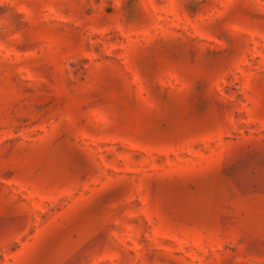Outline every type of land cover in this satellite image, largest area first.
Wrapping results in <instances>:
<instances>
[{
  "label": "rangeland",
  "instance_id": "374dc122",
  "mask_svg": "<svg viewBox=\"0 0 264 264\" xmlns=\"http://www.w3.org/2000/svg\"><path fill=\"white\" fill-rule=\"evenodd\" d=\"M0 264H264V0H0Z\"/></svg>",
  "mask_w": 264,
  "mask_h": 264
}]
</instances>
